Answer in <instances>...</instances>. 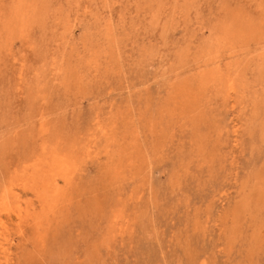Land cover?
Segmentation results:
<instances>
[{
	"label": "rangeland",
	"instance_id": "obj_1",
	"mask_svg": "<svg viewBox=\"0 0 264 264\" xmlns=\"http://www.w3.org/2000/svg\"><path fill=\"white\" fill-rule=\"evenodd\" d=\"M0 264H264V0H0Z\"/></svg>",
	"mask_w": 264,
	"mask_h": 264
},
{
	"label": "bare ground",
	"instance_id": "obj_2",
	"mask_svg": "<svg viewBox=\"0 0 264 264\" xmlns=\"http://www.w3.org/2000/svg\"><path fill=\"white\" fill-rule=\"evenodd\" d=\"M230 80H231V79H230ZM234 85H235V84H234ZM229 87H230V86H229ZM233 90H234V89H233ZM187 91H188V90H187ZM80 145H81V144H80ZM130 145H131V144H130ZM121 147H123V146H121ZM127 147H128V146H127ZM123 149H124V148H123ZM134 150H135V149H134ZM114 151H115V150H114ZM126 152H127V151H126ZM46 154H48V153H46ZM129 156H130V155H129ZM46 157H47V156H46ZM49 157H50V156H49ZM47 158H48V157H47ZM47 158H46V159H47ZM47 161H48V160H47ZM45 164H46V163H45ZM52 164H53V163H52ZM52 164H51V165H52ZM54 166H55V165H54ZM74 166H75V165H74ZM10 167H11V166H10ZM47 167H48V166H47ZM47 167H46V169H47ZM72 167H73V166H72ZM48 168H49V167H48ZM53 168H54V167H53ZM50 171H51V170H49V172H50ZM47 172H48V171H47ZM42 174H43V173H42ZM43 176H45V174H44ZM38 177H39V176H38ZM42 179H43V178H42ZM40 181H41V180H40ZM44 181H48V180H45V179H44ZM44 181H43V182H44ZM41 183H42V182H41ZM11 186H12V185H11ZM46 186H47V185H46ZM36 188H37V185H36ZM47 188H48V187H47ZM47 188H46V191L49 189V188H48V189H47ZM40 191H41V190H40ZM38 192H39V188H38ZM38 192H36V193H38ZM61 192H62V191H61ZM5 193H6V192H5ZM12 193H13V192H12ZM41 193H43V192H41ZM51 193H52V192H51ZM72 193H73V192H72ZM16 195H17V194H16ZM38 195H39V194H38ZM40 196H41V195H40ZM55 196H56V194H55ZM48 197H49V196H48ZM61 197H62V196H61ZM50 200H51V199H50ZM60 200H61V199H60ZM6 201H8V198H7ZM57 201H58V200H57ZM55 202H56V201H54V204H55ZM8 204H9V203H8ZM116 204H117V203H116ZM56 205H57V204H56ZM64 205H65V204H64ZM66 205H67V204H66ZM2 208H3V207H2ZM36 208H37V207H36ZM50 208H51V206H50ZM125 208H126V207H125ZM45 209H47V208L45 207ZM54 209H55V208H54ZM54 209H53V210H54ZM8 210H9V209H8ZM53 210H52V211H53ZM48 211H49V210H48ZM14 212H15V211H14ZM20 212H21V211H20ZM46 212H47V211L45 210V213H46ZM54 212H55V211H54ZM59 212H60V211H59ZM7 213H8V212H7ZM24 213H26V211H25ZM21 214H22V213H21ZM45 215H46V214H45ZM39 216H40V215H39ZM57 216L59 217V215H57ZM57 216H56V218H57ZM19 217H20V216H19ZM31 217H32V216H31ZM53 217H54V216H53ZM136 217H137V216H136ZM44 218H45V217H44ZM49 218H51V217L48 216V219H49ZM59 218H60V217H59ZM28 219H30V218L28 217ZM52 220H53V219H52ZM117 220H118V219H117ZM120 221H121V220H120ZM112 222H113V221H112ZM50 223H51V222H50ZM43 224H44V223H43ZM48 227H49V226H48ZM41 229H42V228H41ZM39 230H40V229H38V231H39ZM50 230H51V229H50ZM41 231H42V230H41ZM43 231H44V230H43ZM35 232H36V231H35ZM48 232H49V231H48ZM43 234H44V233H43ZM47 235H48V234H47ZM34 236H35V235H34ZM48 236H49V235H48ZM48 236H46V238H47ZM37 237H38V236H37ZM42 237H43V236H42ZM35 241H36V240H35ZM26 242H27V241H26ZM42 242H43V241H42ZM46 242H47V241H46ZM36 243H37V241H36ZM42 247H43V246H42Z\"/></svg>",
	"mask_w": 264,
	"mask_h": 264
}]
</instances>
